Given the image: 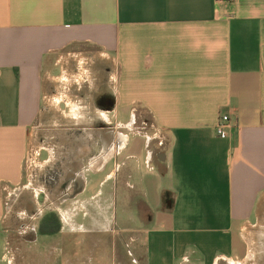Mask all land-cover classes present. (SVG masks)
<instances>
[{"label": "crops", "instance_id": "1", "mask_svg": "<svg viewBox=\"0 0 264 264\" xmlns=\"http://www.w3.org/2000/svg\"><path fill=\"white\" fill-rule=\"evenodd\" d=\"M0 264H264V0H0Z\"/></svg>", "mask_w": 264, "mask_h": 264}, {"label": "rangeland", "instance_id": "2", "mask_svg": "<svg viewBox=\"0 0 264 264\" xmlns=\"http://www.w3.org/2000/svg\"><path fill=\"white\" fill-rule=\"evenodd\" d=\"M38 132V137H45V145L48 147V150L52 151V153L49 152V157L51 158V161L46 164L45 167L42 168H33L28 170V173L30 174L31 172V180L33 182V188L38 189L42 188L44 195L48 196L51 200L55 198V180L57 178V170H55V160L53 159V153L55 154V121L50 122L48 124H43L42 127L37 130ZM45 159H47V156H45ZM39 162L38 165H41L42 161ZM33 170V171H32ZM38 187V188H37ZM39 191V190H38ZM49 211V210H48ZM54 215L48 214L44 218L46 219H53ZM46 219V220H47ZM38 222L35 221H30V220H24L23 222H15L14 219H11V226L13 231H16L21 225H26L28 228H32L34 226H37ZM41 237V236H40ZM44 240V239H43ZM40 239L37 243H29V244H24L21 242V239L18 237L15 239V246H13V252L16 250L18 247H20L21 243L24 246L28 247H33L34 251L38 250V253H42L41 255H46L49 252H47L45 248V243L44 240ZM55 259V258H54Z\"/></svg>", "mask_w": 264, "mask_h": 264}, {"label": "built area", "instance_id": "3", "mask_svg": "<svg viewBox=\"0 0 264 264\" xmlns=\"http://www.w3.org/2000/svg\"><path fill=\"white\" fill-rule=\"evenodd\" d=\"M230 127L229 119L225 115H221L219 118V122L216 126V134L217 136H224L225 130Z\"/></svg>", "mask_w": 264, "mask_h": 264}]
</instances>
